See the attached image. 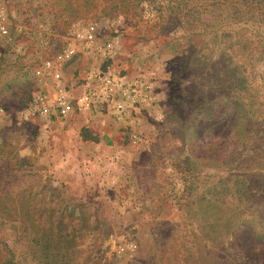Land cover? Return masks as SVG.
Instances as JSON below:
<instances>
[{
	"label": "rangeland",
	"instance_id": "1",
	"mask_svg": "<svg viewBox=\"0 0 264 264\" xmlns=\"http://www.w3.org/2000/svg\"><path fill=\"white\" fill-rule=\"evenodd\" d=\"M5 3L0 264H264V0ZM89 24L67 89L110 71L135 102L31 116L35 70Z\"/></svg>",
	"mask_w": 264,
	"mask_h": 264
},
{
	"label": "built area",
	"instance_id": "2",
	"mask_svg": "<svg viewBox=\"0 0 264 264\" xmlns=\"http://www.w3.org/2000/svg\"><path fill=\"white\" fill-rule=\"evenodd\" d=\"M14 30V22L9 17L5 0H0V46L12 39ZM99 35V29L93 24L74 29L62 47L60 49L58 47L55 53L42 61L40 67L35 70V76L44 81L47 88H50L47 93H40L35 98L31 116L66 119L75 112V109L91 110L97 102V97H102L111 103L115 113L124 114L127 112L128 103L135 102L134 94L137 93V85L124 81L110 71L100 73L97 77L98 85L96 87H92L88 82L85 88L87 91L78 98H73L64 83V66L71 62L79 52L90 51L92 45L96 44L99 39ZM112 46L113 44L107 41L100 50L106 52L111 50ZM134 138L136 142L137 137ZM136 251V244L115 246L112 249L113 254H116L117 257H134Z\"/></svg>",
	"mask_w": 264,
	"mask_h": 264
},
{
	"label": "trees",
	"instance_id": "3",
	"mask_svg": "<svg viewBox=\"0 0 264 264\" xmlns=\"http://www.w3.org/2000/svg\"><path fill=\"white\" fill-rule=\"evenodd\" d=\"M247 115V111L246 110H243V115H242V117L244 118V116H246ZM82 134V133H81ZM84 136V135H83ZM83 138H85V137H83ZM86 139V138H85ZM230 145H231V142L229 143Z\"/></svg>",
	"mask_w": 264,
	"mask_h": 264
}]
</instances>
